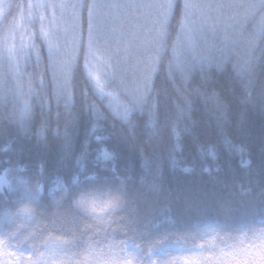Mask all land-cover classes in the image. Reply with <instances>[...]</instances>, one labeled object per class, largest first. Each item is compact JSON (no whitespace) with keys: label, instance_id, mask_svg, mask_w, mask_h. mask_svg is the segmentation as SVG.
<instances>
[{"label":"trees","instance_id":"obj_1","mask_svg":"<svg viewBox=\"0 0 264 264\" xmlns=\"http://www.w3.org/2000/svg\"><path fill=\"white\" fill-rule=\"evenodd\" d=\"M162 1L61 0L63 14L58 0H0V172L11 178L0 193V264H98L110 246L121 255L125 242L138 244L144 259L150 242L196 252L200 244L219 250L258 243L264 14L249 6L259 0H215L210 16L228 32L200 48L182 42L185 0H174L181 7L158 51L162 9L152 5ZM85 3L98 6L91 55L88 12L79 7ZM61 21L77 32L69 49L54 34ZM41 28L69 65L59 97ZM9 39H17L13 50L6 49ZM33 42L39 64L34 51H21ZM92 58L101 61L97 70ZM109 92L132 107L127 119L113 112ZM122 181L127 195L114 216L108 209ZM81 192L88 194L87 214L76 204Z\"/></svg>","mask_w":264,"mask_h":264},{"label":"snow or ice","instance_id":"obj_2","mask_svg":"<svg viewBox=\"0 0 264 264\" xmlns=\"http://www.w3.org/2000/svg\"><path fill=\"white\" fill-rule=\"evenodd\" d=\"M29 10L33 7L29 5ZM47 7V6H43ZM55 7V5H52ZM79 7L87 10L89 16V40H88V54H92V44H93V25H92V16L93 11L98 7L95 3L92 4H82ZM152 7L158 9H165L161 16V25L160 30L157 35V43L159 44V50L163 51L165 48V40L168 35L167 26L169 24L170 18L173 16L174 12L181 7L174 0H167L166 3L152 5ZM200 7L199 5H194L188 3L185 0V3L182 5L183 16L184 19L187 20L189 12L193 8ZM251 9H259L262 14H264V0H259L258 5L249 6ZM2 15V14H0ZM44 17L40 16V21L43 22ZM185 25L181 24V30H184ZM261 31L264 32V15H262V28ZM40 38L44 41L47 46L48 55H47V67L52 69L53 81L56 82L57 87V96H61L64 93V89L67 84V72L69 69V65L62 62L58 58V50L56 46L51 41L49 34L46 33L43 28L40 30ZM27 47L35 52L37 64L42 59L41 49L37 47L36 43L33 42L29 45L22 46L23 48ZM173 55H176V49L173 48ZM217 67H221V65H217ZM63 79L64 83H59V81ZM145 91H147V84L145 83ZM70 99V97H69ZM141 99H143V94L141 95ZM28 107L25 106L24 111L21 113V120L23 121L24 117L28 115ZM129 110L125 109L124 118L127 119ZM99 140L100 137H97ZM238 151L243 152V149H238ZM215 158L213 153H209ZM108 153L105 152V156ZM250 164V161H243L242 166L247 167ZM185 172H190V168H185ZM205 171H209V169H205ZM125 181L121 182V188L117 189L113 194V199L110 202L109 212L112 215H119L121 210L124 207V198L127 193L123 189V184ZM77 207L80 208L85 214L88 211V194L85 192H81V198L76 202ZM94 211V209H93ZM153 246L147 252V258L144 259V250L138 245L134 244L131 248L127 246L125 242L124 247L120 249L121 255H117L112 251V247L110 246L109 252L110 254L107 257H104L101 261H98V264H132L133 259H135L136 264H152L153 258L159 260L160 264H180L183 261V264H264V230L261 231L258 237V243L253 242L251 245L245 246V241L241 240L239 245L230 246L228 249L220 248L216 249L215 245H212L210 249L205 248V245H198L199 252H196L195 249H180V250H172L168 247H165L161 244V246H156L154 242H150ZM206 251H210V255H204ZM186 252H191L193 255H186ZM103 255V254H101Z\"/></svg>","mask_w":264,"mask_h":264},{"label":"rangeland","instance_id":"obj_3","mask_svg":"<svg viewBox=\"0 0 264 264\" xmlns=\"http://www.w3.org/2000/svg\"><path fill=\"white\" fill-rule=\"evenodd\" d=\"M167 0H163L161 3H166ZM189 1V0H188ZM202 2V5H199L200 7L193 8L190 10L189 15L187 17V20L184 19L183 24L185 25L182 35V42L184 43L185 47L187 48L190 46H193L194 43L199 44V48L202 44V42L206 41L207 39H212L215 36L216 32H219L220 34L224 35L228 32V28L224 23H219L220 17H212L210 16L209 11H212V7H216V1L215 0H196V2ZM152 2V0H151ZM127 3V1H126ZM191 4H196L193 0H190ZM58 7H60L62 13L64 14L66 12L67 5H63L61 0H58L57 2ZM208 6V8H207ZM4 8V6H3ZM166 11L165 9H162L161 12L158 14L160 21L162 13ZM214 13V11H212ZM210 16V17H209ZM56 29L54 31V34L56 32H60L59 37L62 38L63 46L69 49L73 44H75V38L77 37V32L74 28V25L70 24L67 21L62 22L61 24L56 23ZM76 36V37H75ZM6 49L7 50H13V48L17 44V39H9L6 41ZM78 42V41H77ZM76 42V43H77ZM15 49V48H14ZM198 49V48H197ZM196 53V52H195ZM100 60L99 58H92L91 59V66L93 70H97L100 66ZM90 66V67H91ZM108 97L110 100V106L113 110V112L120 118H124V111L125 109L129 110L127 118L132 113V107L127 105L120 96L117 93H108ZM8 183V181H7ZM4 176L0 177V186L4 187L5 184H7ZM178 250V249H175Z\"/></svg>","mask_w":264,"mask_h":264}]
</instances>
